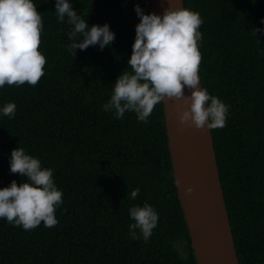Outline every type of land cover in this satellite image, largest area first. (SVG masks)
<instances>
[{
	"label": "trees",
	"instance_id": "1",
	"mask_svg": "<svg viewBox=\"0 0 264 264\" xmlns=\"http://www.w3.org/2000/svg\"><path fill=\"white\" fill-rule=\"evenodd\" d=\"M36 3L45 73L34 86L0 88V104H16L13 118L0 117V187L26 179L9 171L11 149L23 146L54 169L63 203L53 227L28 230L0 218V264H196L162 103L147 123L102 108L116 77L131 70L133 5L147 10L140 0H73L89 25L107 22L115 38L72 56L71 26L57 21L54 0ZM184 7L203 17L202 86L229 105L225 126L211 131L239 264H264V0H184ZM136 186L133 200L127 193ZM145 201L159 214L147 241L128 228V208Z\"/></svg>",
	"mask_w": 264,
	"mask_h": 264
},
{
	"label": "clouds",
	"instance_id": "2",
	"mask_svg": "<svg viewBox=\"0 0 264 264\" xmlns=\"http://www.w3.org/2000/svg\"><path fill=\"white\" fill-rule=\"evenodd\" d=\"M133 8L139 19L127 60L131 70H122L116 77L102 108L117 119L134 112L138 121L147 123L156 105L166 99L183 100L186 107L177 116L181 124L209 130L224 127L229 105L200 83V13L183 6H168L161 13L145 12L138 3ZM54 9L57 21L71 26L66 47L72 56L77 48L90 45L103 49L115 38L107 22L89 25L73 7V0H54ZM43 28L36 0H0V88L39 82L47 62L39 47ZM15 114L14 101L0 104V117L11 119ZM8 160L9 171L26 179L19 184L13 179L0 187V218L28 230L41 222L55 226L63 191L55 183L54 169L23 146L11 149ZM139 192L136 186L127 195L134 200ZM128 215L129 235L147 241L158 224L156 208L146 201L132 204Z\"/></svg>",
	"mask_w": 264,
	"mask_h": 264
},
{
	"label": "water",
	"instance_id": "3",
	"mask_svg": "<svg viewBox=\"0 0 264 264\" xmlns=\"http://www.w3.org/2000/svg\"><path fill=\"white\" fill-rule=\"evenodd\" d=\"M140 2L147 12L161 13L168 6L184 7V0ZM162 105L172 174L174 182L178 181L176 193L195 263L239 264L212 131L178 121L179 112L186 107L183 100L166 99Z\"/></svg>",
	"mask_w": 264,
	"mask_h": 264
},
{
	"label": "bare ground",
	"instance_id": "4",
	"mask_svg": "<svg viewBox=\"0 0 264 264\" xmlns=\"http://www.w3.org/2000/svg\"><path fill=\"white\" fill-rule=\"evenodd\" d=\"M106 121V120H105ZM233 133V132H232ZM227 204V203H226ZM228 207V206H227ZM229 210V209H228ZM181 239V238H180ZM179 240V239H178ZM181 251V250H180Z\"/></svg>",
	"mask_w": 264,
	"mask_h": 264
},
{
	"label": "built area",
	"instance_id": "5",
	"mask_svg": "<svg viewBox=\"0 0 264 264\" xmlns=\"http://www.w3.org/2000/svg\"><path fill=\"white\" fill-rule=\"evenodd\" d=\"M141 3V2H140Z\"/></svg>",
	"mask_w": 264,
	"mask_h": 264
}]
</instances>
